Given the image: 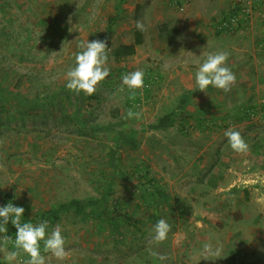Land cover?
I'll list each match as a JSON object with an SVG mask.
<instances>
[{
  "label": "rangeland",
  "instance_id": "rangeland-1",
  "mask_svg": "<svg viewBox=\"0 0 264 264\" xmlns=\"http://www.w3.org/2000/svg\"><path fill=\"white\" fill-rule=\"evenodd\" d=\"M149 2L0 0V84L8 92L30 100L68 90L66 72L86 39L106 42L110 69L96 92L81 99L61 96L38 108L0 101V207L9 202L23 207L22 223L47 221L49 231L61 226L69 255L63 261L52 258L50 264H199L193 255L200 249L189 246L174 225L168 238L153 247L168 259L149 255L147 238L157 220L146 203L175 201V189L190 184L196 196H204L209 187L212 203L224 205L221 223L228 227L231 219L237 222L229 231L238 234V241L223 258L207 264H264V23H258L264 20V0L255 3L252 25L240 31L260 27L255 51L245 47L227 61L236 77L231 90L184 91L167 98L165 108L149 88L138 90L135 99L118 91L122 75L133 71L116 51L133 43L139 32L135 21H142ZM111 17L115 20L108 29ZM161 35L168 39L172 34ZM164 67L151 54L141 60L144 80L147 71L159 74L151 89L159 88ZM181 98L185 104L172 126L149 128ZM74 104L80 105L77 113ZM129 109L141 112V118L126 119ZM230 127L249 145L246 154L229 148L224 132ZM118 130L140 132L137 143L118 145ZM187 177L190 184H184ZM108 188L99 215L65 211L55 220L49 215L60 203L99 198ZM222 195L224 200L218 201ZM15 232L9 221L6 234L14 239ZM12 250L9 242L7 251ZM5 255L0 250V258ZM25 259L21 254L14 264Z\"/></svg>",
  "mask_w": 264,
  "mask_h": 264
},
{
  "label": "crops",
  "instance_id": "crops-1",
  "mask_svg": "<svg viewBox=\"0 0 264 264\" xmlns=\"http://www.w3.org/2000/svg\"><path fill=\"white\" fill-rule=\"evenodd\" d=\"M235 1L237 0H150L142 17L145 30L141 34V43L135 46L133 55L125 58L133 72L141 70V60L144 55L151 54L162 61L166 69L164 67L160 71L159 88L155 90L150 88L149 91H153L154 100L160 107L165 108L167 98H174L184 91H192L195 88V73L207 54L226 51L229 53L228 60L231 62L237 54L245 50V47L255 51L253 44L257 43L256 35L260 27L236 34H220L213 30L212 21L223 18ZM252 1L255 3V0ZM258 23H264L263 18H259ZM160 26H163L161 33L158 32ZM162 33L172 35L168 39H163ZM249 33H251L250 36ZM154 49L159 51L156 52ZM187 156L191 155L184 157ZM187 179H183L184 184L191 183L192 178L187 177ZM167 183L165 181L161 184L164 190L168 186ZM176 184L180 185V182ZM193 186L194 184H190L184 189H175L178 192L175 199L180 204L179 211L176 209L174 200L164 201L162 206L158 202L146 204L152 207V216L155 215L157 221L164 218L171 226H179L177 233L189 239V246L201 249L206 242L214 246L220 244L223 257L238 241L236 236L238 234L229 231V227L237 222L231 219L230 225L224 226V223H221L224 220V205L219 202L212 203L207 193V191L210 192L209 187H204V196H196V189ZM217 199L223 201L224 197L222 195ZM182 212H187V215L183 216ZM217 222L221 226L220 233L214 229ZM216 240L218 243H213ZM193 256L199 260V264L212 261L203 260L200 250H195ZM0 264H8V262L2 257Z\"/></svg>",
  "mask_w": 264,
  "mask_h": 264
},
{
  "label": "clouds",
  "instance_id": "clouds-1",
  "mask_svg": "<svg viewBox=\"0 0 264 264\" xmlns=\"http://www.w3.org/2000/svg\"><path fill=\"white\" fill-rule=\"evenodd\" d=\"M70 22V19H69ZM137 30L143 32L144 24L141 20L135 21ZM79 52L74 53V66L66 72L65 87L75 95L83 93L85 96L93 95L97 86L110 74L107 66L109 49L105 41L87 39L78 45ZM229 53L226 51L209 53L202 63L199 64L195 73V88L207 94V89L212 87L227 93L236 83V77L230 67L227 66ZM144 86V72L136 70L122 75L119 92L127 91L130 99H135L137 91ZM142 113L128 110L126 119H140ZM229 148L236 154H246L250 149L243 139L241 132L235 128H229L224 132ZM25 209L14 206L11 202L0 207V250L5 251L4 259L8 264H14L17 258L23 254L27 259L22 264H50L52 258L58 261L65 260L69 253L65 248V238L62 235V228L59 224L49 231V223L41 221L37 225L31 222H21ZM15 227L14 239L7 233V225ZM171 231V225L166 219L160 218L152 227L147 238V251L150 256L163 262L168 259L166 255L153 250L154 246H159L167 238ZM11 242L12 251H7V245ZM222 245H213L210 242L203 244L200 249V256L203 260H216L221 256Z\"/></svg>",
  "mask_w": 264,
  "mask_h": 264
},
{
  "label": "trees",
  "instance_id": "trees-1",
  "mask_svg": "<svg viewBox=\"0 0 264 264\" xmlns=\"http://www.w3.org/2000/svg\"><path fill=\"white\" fill-rule=\"evenodd\" d=\"M115 19L113 17L109 18L108 21V29L111 28L112 23ZM162 27H158V32L161 33ZM141 43V34L140 32H136L134 36V41L131 44H124L118 47L116 51V55L120 58H125L127 56L133 55L135 53V46ZM81 93L80 95H75L74 93L70 92L69 90H65L63 88L59 89L58 91L49 94L47 96H44L43 98H33L30 100H25L22 96L12 94L8 92L1 84H0V101L1 102H16L17 104L29 107V108H38V107H44L49 102L53 101L57 97L61 96H71L73 99L77 98L81 99L82 97ZM185 104V101L183 98L180 99L179 104L176 106L174 110H171L169 112H166L162 116L158 117L156 119V122L149 126L150 129H165L167 127L172 126L174 123L176 113L183 109V106ZM75 105V104H74ZM76 113L79 110V104H76ZM140 132H133L128 130H118L116 132L117 137V144H124L127 146H134L137 143V139L135 137L136 134ZM115 159V153L112 152L111 157V163H113V160ZM110 188L104 191V194L99 198H89L87 200H79L76 198L70 199L67 202L60 203L56 205L50 212L49 215L55 220L57 217L65 211H74L75 213H92L94 215H99L103 209V202L105 201L106 196L109 194ZM176 203V209L179 211L180 204H178V201L175 200ZM183 216L187 215V212L181 213Z\"/></svg>",
  "mask_w": 264,
  "mask_h": 264
},
{
  "label": "built area",
  "instance_id": "built-area-1",
  "mask_svg": "<svg viewBox=\"0 0 264 264\" xmlns=\"http://www.w3.org/2000/svg\"><path fill=\"white\" fill-rule=\"evenodd\" d=\"M256 2H260V0H255V3ZM255 3L252 0L235 1L223 18H217L212 21L213 30L224 34L247 30V27L252 25L253 21L256 19ZM261 16H263V14H261ZM146 73H148V77L146 78L145 76L144 86L140 89L142 92L145 89H150L151 85L156 83L159 77L157 73L153 74V76H151L148 71ZM139 104L140 102H137V105Z\"/></svg>",
  "mask_w": 264,
  "mask_h": 264
}]
</instances>
